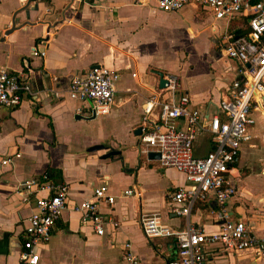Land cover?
Returning <instances> with one entry per match:
<instances>
[{
    "label": "crops",
    "instance_id": "1",
    "mask_svg": "<svg viewBox=\"0 0 264 264\" xmlns=\"http://www.w3.org/2000/svg\"><path fill=\"white\" fill-rule=\"evenodd\" d=\"M203 17L191 7L162 14L152 0H53L51 4L0 0V69L27 77L33 88L21 108L0 112V264H22L24 232L35 211V197L28 198L21 188L34 180L46 185L43 178L48 171L55 175L52 181L67 184L70 193L62 220L49 243L39 248L38 264H124L127 243L141 264H166L175 256L174 239L146 240L139 220L142 215H158L172 230L183 229L186 219L172 215L170 198L188 183L183 174L140 153L135 134L142 106L159 89V76L174 71L180 73L183 94L194 109L205 119L219 114L240 66L220 55L211 32L191 34ZM44 41L49 43L47 58L31 59L32 48ZM95 66L122 76L112 115L96 120L79 116L89 105L69 97L73 78ZM177 127L181 130L183 125L178 122ZM252 135L253 142L243 146L237 173L231 176L237 194L227 206L234 221L264 237V132L255 126ZM198 136L194 154L203 157L214 145L209 135ZM103 145L108 149L90 152ZM108 151L119 155L104 158ZM8 159L12 162L2 163ZM105 181L117 200L114 206L104 202L101 208L120 223V229L115 232L108 225L100 237L75 206L91 200L94 189ZM128 189L141 197L123 198ZM39 196L47 197L48 192L39 191ZM215 209L212 197L196 204L190 222L207 235L214 233ZM204 264H264V260L252 251L235 254L210 245Z\"/></svg>",
    "mask_w": 264,
    "mask_h": 264
},
{
    "label": "built area",
    "instance_id": "2",
    "mask_svg": "<svg viewBox=\"0 0 264 264\" xmlns=\"http://www.w3.org/2000/svg\"><path fill=\"white\" fill-rule=\"evenodd\" d=\"M152 1L159 13L171 15L191 7L222 25L221 28L213 26L211 34L217 41L220 55L236 63L240 70L215 117L205 119L193 108L189 97L183 94L181 77L175 73L164 75V88L153 91L142 106L139 152L158 154L162 168L178 171L188 183L178 187L170 198L172 215L185 218V227L174 231L162 224L160 216L142 215L139 225L143 236L148 241L174 239L175 256L166 264H204L206 248L210 245L235 254L252 251L257 259L264 260V237L256 236L245 223L234 221L227 206L237 194L231 176L237 173L235 167L240 151L254 140V117L256 114L264 117V0ZM237 32L242 33L238 36ZM48 44L44 41L34 46L31 59L45 60ZM120 81L121 74L105 66H95L88 74L75 76L70 83L69 97L89 105L79 111V116L86 115L95 120L111 116ZM32 94L33 88L27 77L0 69V112L18 110L24 99ZM178 122L183 125L181 130L177 127ZM200 133L211 137L214 148L207 155L196 157L195 144ZM11 162L10 159L2 161L5 165ZM43 180L46 185L34 180L21 188L28 198L35 197V211L24 232L22 264L40 262L39 248L49 243L67 210L70 187L53 182L47 175ZM109 185L110 182L105 181L94 189L91 200L75 206L83 215V222L91 224L100 237L105 236L108 225L115 232L120 229V223L114 222L101 208L104 202L111 206L116 204L117 199L110 194ZM44 190L48 196L40 197L39 191ZM122 197L139 199L141 193L128 189ZM211 197L216 206L213 211L216 231L207 235L190 221L195 205L207 203ZM122 261L124 264H141L130 243L125 245Z\"/></svg>",
    "mask_w": 264,
    "mask_h": 264
},
{
    "label": "rangeland",
    "instance_id": "3",
    "mask_svg": "<svg viewBox=\"0 0 264 264\" xmlns=\"http://www.w3.org/2000/svg\"><path fill=\"white\" fill-rule=\"evenodd\" d=\"M213 26H214L215 28H218V27L221 28L222 25H218V24H216V23L213 21V19L210 18L209 15H206L205 17H203V20L201 21V25L198 27V29H197V30L193 29V30L191 31V34H192V35H195V36L200 35V34H206V32H207V33H208V32H211L210 29H211ZM211 36H212V34H211ZM203 39H204V37L201 38L200 40H201V41H204ZM191 44H192L193 46L195 45L194 42H191ZM174 73H175V74H178V75L181 77V75H180V73H179L178 71H174ZM183 81H184V79H183ZM254 118H256V121H257V122H256V129L259 130V131H263V132H264V118H263V116H262L261 114H259V115H255Z\"/></svg>",
    "mask_w": 264,
    "mask_h": 264
},
{
    "label": "water",
    "instance_id": "4",
    "mask_svg": "<svg viewBox=\"0 0 264 264\" xmlns=\"http://www.w3.org/2000/svg\"><path fill=\"white\" fill-rule=\"evenodd\" d=\"M15 25H16V22H15V18H14V21H13V26H14V29L13 30H16L15 28ZM10 35V34H9ZM160 82H159V89L162 90L164 88V76L163 75H160ZM140 135V129H138L137 133L135 134L136 137H138ZM107 146L103 145V146H100V147H95L93 148L90 152H103V150H107ZM119 155V152L117 151H108V153L105 154L104 158H113L115 156H118ZM149 159L151 160H159V155L158 154H155V153H150L149 154Z\"/></svg>",
    "mask_w": 264,
    "mask_h": 264
},
{
    "label": "trees",
    "instance_id": "5",
    "mask_svg": "<svg viewBox=\"0 0 264 264\" xmlns=\"http://www.w3.org/2000/svg\"><path fill=\"white\" fill-rule=\"evenodd\" d=\"M40 1H41V0H40ZM42 1H44V2H46V3H48V4H51L53 0H42ZM241 33H242V32H237V35L239 36V35H241ZM46 174H47V176H48L51 180H54L55 175L53 174V172L48 171Z\"/></svg>",
    "mask_w": 264,
    "mask_h": 264
}]
</instances>
